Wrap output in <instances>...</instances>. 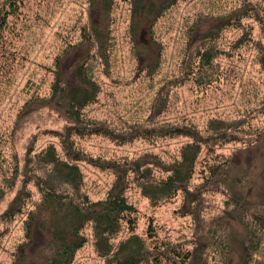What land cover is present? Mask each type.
<instances>
[{
    "label": "rangeland",
    "instance_id": "rangeland-1",
    "mask_svg": "<svg viewBox=\"0 0 264 264\" xmlns=\"http://www.w3.org/2000/svg\"><path fill=\"white\" fill-rule=\"evenodd\" d=\"M17 1V10L8 15L0 41V264H12L24 243L28 246L21 249L31 264L42 247V229L36 232L34 243L28 244L26 221L43 199L38 185V179L43 178V149L54 145L66 156L59 133L70 121L47 99L55 81L57 57L75 44L80 45L62 60V73L66 77L73 74L77 61L92 49V76L101 89L98 99L86 108V117L135 136L124 144L103 134L75 137L77 149L88 157L78 163L83 174L82 193L92 201L105 199L117 180L114 171L94 166L89 157L124 162L150 155V161L169 162L179 156L190 138L159 137L153 129L188 125L205 135L206 130L215 132L211 120L222 119L232 123L225 129L236 138L203 149L190 185L196 198L192 207L198 205L192 214L183 215L178 210L185 201L183 193L153 205L129 174L125 193L137 209L132 215L137 219L134 232L150 244L147 228L153 222L160 240L180 242L193 251L191 264H239L248 249L253 254L250 264H264V237L258 245L250 215L259 210L264 215V206L234 210L230 185H202V172L208 175L213 172L208 166L217 163L216 182L228 177L232 183L242 175L236 188L253 204L260 199L263 150L253 143L256 134L264 132V69L257 57V44L264 47V32L262 24L245 17L243 11L256 5L264 9V0H179L154 26V37L160 44H150L149 51L153 60L160 51L162 63L153 77L138 72L141 63L130 33L131 4L127 0H115L105 21L100 0L93 6L91 0ZM0 3L8 11L6 0ZM260 12L264 16L263 10ZM237 16H242L240 24ZM92 21H101L102 27L108 24L111 29L108 66L91 47L92 42L85 40ZM247 32H252L251 40L238 45ZM209 48L214 53L213 72L220 79L214 77L206 83L201 81L204 72L198 71V51ZM159 93L171 95L168 111L161 114L157 113ZM155 174L165 175L160 170ZM11 205L21 207V211L12 218H2ZM84 233L88 240L73 264H105L91 224ZM130 234L125 223L114 244Z\"/></svg>",
    "mask_w": 264,
    "mask_h": 264
},
{
    "label": "trees",
    "instance_id": "trees-1",
    "mask_svg": "<svg viewBox=\"0 0 264 264\" xmlns=\"http://www.w3.org/2000/svg\"><path fill=\"white\" fill-rule=\"evenodd\" d=\"M96 1L91 0V5L93 6ZM127 1L131 4L130 33L135 53L141 63L138 72L144 73L147 77H153L162 63L160 51H158L154 60L151 59L152 53L149 51L150 44L153 43L156 46L160 44V41L154 37V26L159 18L179 0ZM114 4L115 0H100L104 21L107 16L110 18ZM17 5V0H6L4 6L9 7L7 11L2 9L0 3V41L2 31L8 22V15L17 10ZM261 10L264 12V9L259 8L257 5L254 7L247 6L243 14L247 18H254L261 23L264 32V16H262ZM237 17L238 24H240L242 16ZM228 20H225L222 24H225ZM219 29L223 28L219 27ZM250 34L252 32L244 33L238 39V45L248 43L251 40ZM111 39V29L108 24L102 27L101 21L99 23L91 22L90 33L85 40L86 42H92L90 43L91 47L93 45L98 55L105 59L107 66L109 65L108 50L111 46ZM79 45H70L57 57L55 81L52 85L51 94L47 99V103L57 107L69 119L70 124L63 132L59 133L66 156L60 155L54 145L43 149V153L40 154L43 158V178L38 179V185L43 193V199L37 211H32L28 216L26 237L28 244H33L36 232L42 229L43 244L38 251V258H30V263L73 264L77 253L88 240L84 232L91 224L95 245L101 256L106 258L105 264H191L193 251L185 248L183 243H169L163 239L160 240L158 238V227L153 222H150L147 228V234L151 240L150 244L147 243L144 237L134 232L136 231L137 219H134L135 217L132 215L137 209L129 202V198L125 193L126 188L129 187L128 176L129 174L134 176L133 184H137L142 194L148 197L155 206L162 201L175 199L180 193H183V195H186L185 201L178 210L183 212V215L192 214L194 212L193 208L198 205L192 207V199L195 200L196 198L192 197L190 185L200 155L206 147L210 149L216 143L222 144L235 141L236 136L225 129L232 123H227L222 119L211 120L210 125L215 132L207 133L210 131L206 130L205 135L197 127L188 125L165 126L161 129H153L152 132H156L159 137L182 135L190 138V141L181 147L179 156L169 162L161 159L150 161L148 159L150 155H146L139 160L124 162L106 160L101 157H89L94 166L112 170L117 174V180L107 197L92 201L88 195L82 193L83 174L78 163L88 157L77 149L75 137L103 134L119 142V144H124L133 140L135 136H132V133L118 132L100 120L86 117V108L98 99L101 91L99 83L92 76L93 68L90 65L92 49L88 50L86 58L77 61L73 74L71 73L69 77H66L61 69L64 56L77 46L79 47ZM198 56L200 58L199 65L197 64L198 71L205 74L202 75L201 81L211 83L214 77L219 80L220 75H215V72H213L215 68L213 50L211 48L199 50ZM257 57L258 62L264 69V47L262 43L257 44ZM191 72H195L194 69ZM170 98L169 93L166 96L159 93L158 114H161L162 111H168ZM238 124H241V122H238ZM253 144L259 145L260 150H263L262 157L264 159V132L256 134ZM219 166L217 163L215 167L209 165L208 168L213 172L208 175L202 172L204 178L202 185L219 184V182L230 185L233 193L231 201L236 205L234 210L238 208L242 210L250 207V205L264 206V187L260 199L253 204L249 198L243 195L240 188H236L237 183L243 178L242 175L233 178L232 183L228 181V177L216 182V179H218L216 168ZM156 170L164 172L166 176H157L155 174ZM262 182L264 186V170ZM199 206L201 207V205ZM20 211L21 207L11 205L1 217L12 218ZM260 212L259 210L250 213L256 227L255 235L258 237V245L261 244V238L264 237L262 234L264 215ZM42 213L43 218H38ZM125 223L129 226L131 234L122 239L120 243L114 244L113 240L121 233ZM26 245L24 243L21 248L24 249ZM21 248L19 249L21 250L19 251L20 254H17L12 264H29L27 263V255L23 253ZM260 249L257 246L256 250L259 251ZM261 253L264 255V250ZM252 260L253 254L248 249L239 264H250Z\"/></svg>",
    "mask_w": 264,
    "mask_h": 264
}]
</instances>
